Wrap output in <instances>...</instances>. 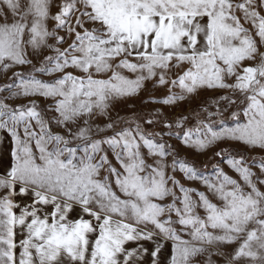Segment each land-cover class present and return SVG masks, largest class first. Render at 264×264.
<instances>
[{
    "label": "snow or ice",
    "instance_id": "obj_1",
    "mask_svg": "<svg viewBox=\"0 0 264 264\" xmlns=\"http://www.w3.org/2000/svg\"><path fill=\"white\" fill-rule=\"evenodd\" d=\"M0 135V264H264V0H0Z\"/></svg>",
    "mask_w": 264,
    "mask_h": 264
},
{
    "label": "rangeland",
    "instance_id": "obj_2",
    "mask_svg": "<svg viewBox=\"0 0 264 264\" xmlns=\"http://www.w3.org/2000/svg\"><path fill=\"white\" fill-rule=\"evenodd\" d=\"M218 94L219 93L213 92V91L204 92V93L201 94L200 99H207V100L210 101L213 97L217 96ZM155 95L156 96H162L163 93L160 92V91H156ZM142 99L143 98H138V99H135L134 101H132L133 103L136 104L138 110L143 109V110L147 111L148 109H155L157 107H160V105L149 104L145 108L144 105L142 104ZM192 107H195V103H192V104L185 103V104H182L179 108H176V109L168 108V109H165V110L169 111V112H171V111L184 112V111H187L188 109H190ZM116 110L121 115L125 114L126 111H127V109H126L124 104L118 105ZM221 146L222 147H230L231 150L244 151V149L241 146L236 145V144L221 145ZM214 150H216V149L213 148L212 151H214ZM212 151H209V152H207V154H203V155L196 154L194 152L185 151V152L182 153V155L187 160H189L191 162H194L197 165L198 168L203 169L205 174H209L210 175V174L213 173L212 164L215 162L212 159ZM245 154L247 155L248 153H245ZM251 155L256 156L257 159H259L262 154L259 153V152H255V153H252ZM205 165H207V167H205ZM226 170L229 172L230 175L235 176V173H232L230 169L226 168ZM255 170H257V169L254 168V171ZM188 186L201 188V185H199L197 182H188ZM231 250H232L231 247L227 248V251H231ZM213 259H215L217 261V264H223V258L222 257H213Z\"/></svg>",
    "mask_w": 264,
    "mask_h": 264
},
{
    "label": "crops",
    "instance_id": "obj_3",
    "mask_svg": "<svg viewBox=\"0 0 264 264\" xmlns=\"http://www.w3.org/2000/svg\"><path fill=\"white\" fill-rule=\"evenodd\" d=\"M10 148V143L5 141L3 135H0V171L3 170L4 166H6V163L9 159Z\"/></svg>",
    "mask_w": 264,
    "mask_h": 264
}]
</instances>
